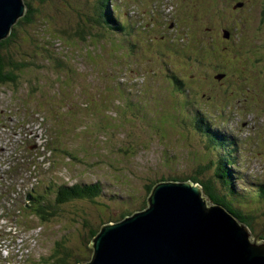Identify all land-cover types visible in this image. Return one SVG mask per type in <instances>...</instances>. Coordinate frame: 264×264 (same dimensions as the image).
Returning <instances> with one entry per match:
<instances>
[{"label": "rangeland", "instance_id": "obj_1", "mask_svg": "<svg viewBox=\"0 0 264 264\" xmlns=\"http://www.w3.org/2000/svg\"><path fill=\"white\" fill-rule=\"evenodd\" d=\"M116 2L121 32L93 22L104 10L99 0H23L36 14L12 38L13 59L25 65L17 82L0 84V190L23 193L32 184L37 204L0 208V240L16 231L29 245L9 246V264H53L58 249L59 258L85 264L96 228L139 212L149 181L196 172L215 182L219 143L236 163L226 169L246 221L229 216L264 244L256 194L264 182V0ZM237 2L244 6L232 10ZM58 63L69 67L59 80ZM75 183L87 185L62 200L60 188ZM88 184L99 197H86Z\"/></svg>", "mask_w": 264, "mask_h": 264}, {"label": "water", "instance_id": "obj_2", "mask_svg": "<svg viewBox=\"0 0 264 264\" xmlns=\"http://www.w3.org/2000/svg\"><path fill=\"white\" fill-rule=\"evenodd\" d=\"M25 13L23 0H0V39ZM147 202V208L103 225L85 264H264V244L251 240L228 212L208 207L199 186L161 182Z\"/></svg>", "mask_w": 264, "mask_h": 264}, {"label": "trees", "instance_id": "obj_3", "mask_svg": "<svg viewBox=\"0 0 264 264\" xmlns=\"http://www.w3.org/2000/svg\"><path fill=\"white\" fill-rule=\"evenodd\" d=\"M99 2L101 3V7H103L104 10H102V12H99L97 10L96 18L95 17L93 18V22H95L99 27H103V30L105 29V30H109L111 32H121V29L123 28V26L118 24V22H119L118 17L119 16H117V12L120 8L119 3L116 2V0H99ZM25 6H26V13L24 15L25 17L19 19L18 22L14 25L13 30H12L11 34L7 37V39L0 42V84L7 83V82L16 83L18 80V78H17L18 75L15 74L14 72L16 70L18 71V69H22V67L25 66L23 63H21V65H20V64L16 63L17 61H14L13 58L16 59L18 56H17V54H13L16 51L11 50L12 43L16 42V41L12 40V38L15 35H17L16 26H19L21 23H25V24L28 23L30 25L33 24V17L36 13H33V14L31 13L30 6L27 3H25ZM107 7H109L110 9L107 10ZM105 9H106V11H105ZM102 15L104 18V20H103L104 26H102L99 22H97V18H100ZM37 16H38V13H37ZM111 19H113L114 22ZM22 39L28 40L29 38L25 36ZM31 42H33V44L35 43V41H31ZM15 46H19V44L17 43ZM58 66H59L60 71L62 72V74L58 73V75H57V79L59 80L60 78H62L64 76L65 70H69V67H67V66L65 67V64H63V63H58ZM62 68H64V69H62ZM9 69H13V71L9 70ZM191 150L187 151V153H189V155H192ZM230 165L232 166L233 163L231 162V160L228 159V156H226L225 159H223V157H221V160H219V162H218L217 169L223 170V173L218 175V178H215V182L207 181V180L206 181L198 180V178L195 177L196 172H194V174L192 176H189V177L181 176V177H178V179H166L165 180L162 178V179L157 180V181L156 180L149 181L148 182L149 185L146 187L147 199H148V196H149L151 190L153 189V187L157 183H161V182H165V181H175V182L181 183V182H187L188 180H191L195 184L196 183L201 184L203 192L209 198L211 203H213L215 206L220 205L226 211H228L229 213L234 215V217L238 218L239 221H246V217L243 216L242 214H239L240 210L234 209V203L236 201H239L240 197H239V195L236 194L237 192L235 190H233V188H232L233 184H234V180L231 181V173L232 172L229 170V168L226 169V166H230ZM203 170H204V168H201V169H199V171L197 173H201ZM216 182L221 184L222 191H220V192L222 193L221 194L222 196H219L220 195L218 192L219 188L215 187ZM244 191H249V190L247 188H244ZM81 192L82 191L80 188L76 189V191L75 190H69L68 192H65L63 194L64 195L63 198H66L69 195L70 196L78 195ZM98 194H99V191L97 190L96 192H92L87 197L90 198V197H93V196L98 195ZM256 194L259 197L258 199L261 198L264 201V184H262V183L259 184ZM147 199L145 201V206L141 210L147 208V203H148ZM220 199H221V201H223L222 203L220 202ZM257 201H259V200H257ZM37 212L39 214V209ZM129 213H130V211L126 212L125 215H121L120 219H118L116 221H120L121 218H124L125 216L130 215ZM110 219H112V218H110ZM112 222H114V221H112ZM107 223H110V222H106L104 224H107ZM104 224L101 223L99 228L98 229L96 228V230L94 231L95 235L100 231L101 226H103ZM95 235H93V237ZM57 251H58L57 252L58 255H56V260L54 258L53 264H65V263L66 264H83V260L79 261V262L72 261L71 259L66 261V258L62 253L61 254L63 255V257L61 255L59 258V249ZM84 256H86V253L84 254ZM71 257H73V256L71 255ZM78 260H80V259H78ZM86 262H84V263H86Z\"/></svg>", "mask_w": 264, "mask_h": 264}, {"label": "bare ground", "instance_id": "obj_4", "mask_svg": "<svg viewBox=\"0 0 264 264\" xmlns=\"http://www.w3.org/2000/svg\"><path fill=\"white\" fill-rule=\"evenodd\" d=\"M216 78H217V77H216ZM23 145H25V144L23 143ZM222 157H223V159H225L226 155H225V154H223V155H222Z\"/></svg>", "mask_w": 264, "mask_h": 264}]
</instances>
